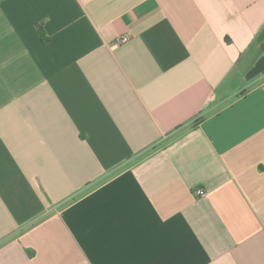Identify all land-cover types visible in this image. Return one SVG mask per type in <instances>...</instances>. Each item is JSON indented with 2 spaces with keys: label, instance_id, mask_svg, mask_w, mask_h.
<instances>
[{
  "label": "crops",
  "instance_id": "obj_1",
  "mask_svg": "<svg viewBox=\"0 0 264 264\" xmlns=\"http://www.w3.org/2000/svg\"><path fill=\"white\" fill-rule=\"evenodd\" d=\"M0 264H264V0H0Z\"/></svg>",
  "mask_w": 264,
  "mask_h": 264
},
{
  "label": "built area",
  "instance_id": "obj_2",
  "mask_svg": "<svg viewBox=\"0 0 264 264\" xmlns=\"http://www.w3.org/2000/svg\"><path fill=\"white\" fill-rule=\"evenodd\" d=\"M128 40H129V37H121L120 39L116 41V45H121L123 43H126ZM196 194L198 196H204L206 192L203 189H199L196 191Z\"/></svg>",
  "mask_w": 264,
  "mask_h": 264
}]
</instances>
